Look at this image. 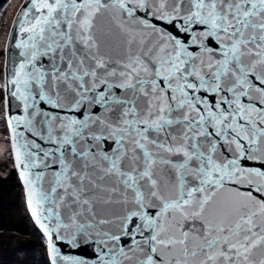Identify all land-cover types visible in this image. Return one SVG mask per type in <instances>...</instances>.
<instances>
[{
    "label": "snow or ice",
    "instance_id": "6c2138e0",
    "mask_svg": "<svg viewBox=\"0 0 264 264\" xmlns=\"http://www.w3.org/2000/svg\"><path fill=\"white\" fill-rule=\"evenodd\" d=\"M0 51L47 264H264V0H24Z\"/></svg>",
    "mask_w": 264,
    "mask_h": 264
},
{
    "label": "trees",
    "instance_id": "16d2710c",
    "mask_svg": "<svg viewBox=\"0 0 264 264\" xmlns=\"http://www.w3.org/2000/svg\"><path fill=\"white\" fill-rule=\"evenodd\" d=\"M0 264H47L45 238L28 213L14 166L0 175Z\"/></svg>",
    "mask_w": 264,
    "mask_h": 264
},
{
    "label": "rangeland",
    "instance_id": "374dc122",
    "mask_svg": "<svg viewBox=\"0 0 264 264\" xmlns=\"http://www.w3.org/2000/svg\"><path fill=\"white\" fill-rule=\"evenodd\" d=\"M23 0H2L0 2V50L3 49L5 38L10 28L13 15ZM4 54L0 51V63L3 62ZM3 134L0 133V142L3 141ZM8 166H14L7 152L0 155V175L5 174Z\"/></svg>",
    "mask_w": 264,
    "mask_h": 264
},
{
    "label": "water",
    "instance_id": "95a60500",
    "mask_svg": "<svg viewBox=\"0 0 264 264\" xmlns=\"http://www.w3.org/2000/svg\"><path fill=\"white\" fill-rule=\"evenodd\" d=\"M24 4V0L21 2V4L19 5V7L17 8V10L15 11V13H14V15H13V19H12V21L15 19V17H16V14L20 11V8H21V5H23ZM11 24H12V22H11ZM10 27H11V25H10ZM9 30H10V28H9ZM8 30V31H9ZM18 173V172H17ZM18 176H19V174H18ZM19 179H20V177H19ZM20 182H21V185L23 186V183H22V181L20 180ZM38 227V226H37ZM81 255L84 257V258H89V256L91 255V253H81Z\"/></svg>",
    "mask_w": 264,
    "mask_h": 264
}]
</instances>
